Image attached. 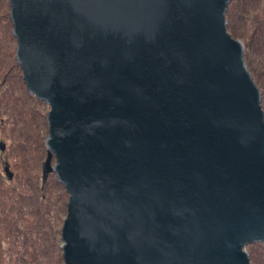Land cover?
<instances>
[{"label": "water", "instance_id": "1", "mask_svg": "<svg viewBox=\"0 0 264 264\" xmlns=\"http://www.w3.org/2000/svg\"><path fill=\"white\" fill-rule=\"evenodd\" d=\"M9 1L23 81L50 106L43 183L69 195L65 264H252L264 111L231 0Z\"/></svg>", "mask_w": 264, "mask_h": 264}, {"label": "trees", "instance_id": "2", "mask_svg": "<svg viewBox=\"0 0 264 264\" xmlns=\"http://www.w3.org/2000/svg\"><path fill=\"white\" fill-rule=\"evenodd\" d=\"M226 24L228 33L244 44V63L261 92L264 111V0H231ZM13 29L10 1L0 0V127L14 126L5 138L11 141L10 157L18 169L14 175L18 185H12L0 171V264H64L62 226L67 192L55 174L43 183L49 126L34 105L41 102L23 81ZM11 81L15 91L10 87L2 90ZM20 123L25 125L22 129ZM8 148L0 154L9 153ZM246 250L252 264H264L263 243H250Z\"/></svg>", "mask_w": 264, "mask_h": 264}, {"label": "rangeland", "instance_id": "3", "mask_svg": "<svg viewBox=\"0 0 264 264\" xmlns=\"http://www.w3.org/2000/svg\"><path fill=\"white\" fill-rule=\"evenodd\" d=\"M241 42V41H240ZM9 84H10V86H9ZM10 87V89L12 90V91H15V84L11 81L10 83H8V85H6L5 87H4V89H2V90H6L7 88H9ZM0 91H1V88H0ZM18 92V91H17ZM21 92V91H20ZM18 95H19V92H18ZM41 102V104H39V105H36L35 104V102H34V105H35V107L37 108V110L39 111V112H41L42 114H44L45 115V117H46V119H47V117H48V114H49V112H50V106L47 104V103H45V102H42V101H40ZM32 107V106H31ZM28 123L30 124V123H32V117H31V115L28 117ZM23 123H20L19 124V126H18V128H20V129H22L25 125L23 124ZM14 128V126L12 125V124H3L1 127H0V141H3V142H5V144H6V146H7V148L9 149V153H6V154H0V158H1V162H2V165L0 166V171L2 172V175H4V177L7 179V177H6V175H5V172H4V166H5V162H8L9 164H10V166H11V163L13 164L12 166H11V170H12V172L14 173V175L16 176L17 174L16 173H18V169L14 166L15 165V161H14V157L12 158V157H10V152H12V147H11V141L10 140H7L6 138H5V136H6V134H11V130ZM20 129H18V134L20 133ZM28 130L29 131H31L32 130V127L31 126H29V128H28ZM35 131H37V129L35 128V130H34V132L33 133H30V134H34L35 133ZM17 169V170H16ZM12 185H18L17 183H16V181L15 180H13V181H9ZM66 201L68 200L69 201V195L67 194V196H66ZM68 201H67V204H68ZM66 208H67V206H66ZM67 218V215H66V217L64 218V221H65V219ZM63 225H64V223H63ZM62 229H63V226H62ZM62 242H63V240H62ZM62 246H63V243H62ZM62 253H63V251H62ZM64 259V258H63ZM64 264H65V262H64Z\"/></svg>", "mask_w": 264, "mask_h": 264}]
</instances>
